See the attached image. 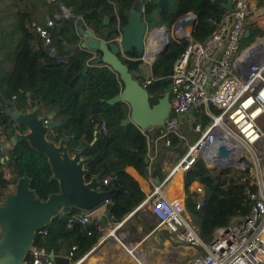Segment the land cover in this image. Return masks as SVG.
<instances>
[{
	"label": "trees",
	"instance_id": "16d2710c",
	"mask_svg": "<svg viewBox=\"0 0 264 264\" xmlns=\"http://www.w3.org/2000/svg\"><path fill=\"white\" fill-rule=\"evenodd\" d=\"M135 1L5 0L4 8H0V100L3 101L0 135L10 140L16 133L26 131L25 126H17L6 112V104L11 101L17 110L27 111V93H32L35 103L46 112L54 111V118L60 124L48 138L55 142L65 138L70 154L84 149L85 181L96 177L100 189L113 187L99 225L123 220L145 199L146 192L127 171L128 168L134 169L136 177L145 180L148 179V170L152 178L158 176L162 180L165 177L157 163L152 162L149 167L147 156L148 144L158 136L159 128L151 126L142 130L133 123L121 125V120L128 114V105L122 101L106 102L122 88L118 75L103 63L88 65L82 72L91 54L85 49L72 48L80 41L77 27L81 23L106 40L120 35ZM141 1L144 5L142 18L148 29L164 25L170 30L181 17L192 14L195 24L191 36L202 41L212 31L211 19L224 13L220 4L226 0H175L173 6L172 0ZM261 2L258 0L259 4ZM39 6L45 8L46 17L54 20L50 28L54 54L48 53L36 31V26L43 25L46 20L45 15L37 10ZM63 8L68 10L67 16ZM104 17H108L105 25ZM9 18L14 20L9 21ZM247 29L251 36L264 33L263 28L251 23ZM186 44L185 37L171 36L166 49L156 54L150 65L151 81L146 85L151 103L168 90L174 63ZM96 53L99 56V52ZM119 58L129 70L137 71L136 78L142 83L145 74L141 56L131 49L125 56L119 54ZM13 95L16 96L14 100L11 99ZM196 120L203 125L207 118L197 117ZM2 165L0 162V202L22 176L30 178V188L41 200L59 192L58 181L52 178L47 157L25 139L12 146L11 158L6 162L9 177L4 176ZM152 165L155 166L153 173ZM227 173L228 169L216 173L198 161L183 175L186 211L205 243L210 242L215 228L250 211L246 188L253 190L255 186L249 185V179L228 178ZM106 176L112 178L104 185L100 181ZM194 181L203 188L202 193L190 188ZM199 201L203 204L196 208ZM77 211L79 209L73 208L70 212L59 213L44 227L45 233L35 234L32 244L46 253L50 264H62L57 258H64L72 246L76 247L79 256L98 242L101 230L96 227L95 218L86 226L68 221ZM166 239H170L169 234L162 232L161 242Z\"/></svg>",
	"mask_w": 264,
	"mask_h": 264
},
{
	"label": "built area",
	"instance_id": "2783aa9c",
	"mask_svg": "<svg viewBox=\"0 0 264 264\" xmlns=\"http://www.w3.org/2000/svg\"><path fill=\"white\" fill-rule=\"evenodd\" d=\"M231 3L229 11L211 19L213 28L204 40L194 39L191 32L185 37L186 48L176 59L170 75V109L157 126L159 134L153 144H148L150 167L156 157L157 142L162 140L165 146H169L173 137L175 142L185 141L179 129L184 117L191 118L189 128L194 133L193 140L161 183L151 180V191L142 201L148 203L157 219V224L142 234L143 239L156 235L161 227L176 240L196 249L192 259L177 264H264V37L256 35L249 42L245 41L251 36L245 35L248 23L264 29V0L260 4L258 0H231ZM62 10L65 16L69 14L66 9ZM53 24L54 20L46 17L43 25L36 26L42 45L50 54L55 52L50 32ZM161 30L167 32L164 26L157 29L147 27L144 44L149 34ZM119 39L120 35L106 41L118 42ZM72 48H81L80 41ZM85 50L91 54L86 65L97 64V53ZM141 59L151 65L152 60L148 61L145 56ZM150 81L149 74L142 84L146 86ZM15 98V95L11 97L12 100ZM27 102L30 103L29 98ZM2 106L0 100V108ZM41 110L45 115L43 108ZM197 117H206L207 121L202 125ZM43 122L47 125L48 119L44 118ZM11 150V141L0 135L2 163L9 161ZM198 161L219 173L228 169V178L249 179V185L255 186L253 190L246 188L249 213L215 228L212 242L207 243L201 240L194 223L185 217V195L171 199L161 189L171 175H184ZM111 178L106 176L100 182L106 185ZM192 189L203 192L198 182ZM108 202L109 199L105 204ZM202 204L199 201L195 207ZM92 220L93 211L88 210H79L68 218L69 222H78L82 226ZM122 222L112 226L116 229ZM95 224L100 227L97 219ZM45 232L43 228L37 233ZM76 251L74 246L67 251V264L81 263L85 256H78ZM20 264H50V260L42 249L32 244Z\"/></svg>",
	"mask_w": 264,
	"mask_h": 264
},
{
	"label": "water",
	"instance_id": "95a60500",
	"mask_svg": "<svg viewBox=\"0 0 264 264\" xmlns=\"http://www.w3.org/2000/svg\"><path fill=\"white\" fill-rule=\"evenodd\" d=\"M231 4V0H226L220 5L229 11ZM143 8L141 0L132 4L126 23L121 27L118 42L106 41L84 23L77 27L81 48L99 52L95 62L109 66L122 83L120 92L106 102L110 104L125 102L128 105V114L121 120V125L133 123L142 130L159 126L170 109L169 87L156 102L151 103L146 86L136 78L137 71L129 70L119 58V54L125 56L131 49H134L142 58L145 56L144 36L148 24L142 18ZM107 23L108 17H104L103 24ZM190 23L191 32L195 17L190 18ZM166 31L168 32L167 28ZM248 34L249 31L246 30L245 35ZM172 37L181 38L175 34ZM169 42L170 36H167L150 64L154 61L156 54L166 49ZM86 69L85 64L82 72ZM27 95L30 103L29 109L25 112L17 110L11 101L6 104V112L16 125H23L26 128L24 133H16L10 141L14 146L18 140L25 139L32 148L47 157L52 178L58 181L59 192L52 193L45 200H41L30 188L29 177L22 176L16 180L13 192L5 194L4 200L0 202V228H2L0 230V264H20L32 245L35 234L51 223L55 216L70 212L73 208L94 211L105 205L113 189V187L100 189L99 180L96 177L85 181L87 169L84 167V149L70 154L65 138H60L58 142L49 139V133L60 124L54 119L55 112L51 111L44 115L41 107L35 103L33 94L27 93ZM44 118L48 119L47 125L43 122ZM155 183H160L158 178H155ZM59 261L67 264V259L59 258Z\"/></svg>",
	"mask_w": 264,
	"mask_h": 264
},
{
	"label": "crops",
	"instance_id": "0c3cea01",
	"mask_svg": "<svg viewBox=\"0 0 264 264\" xmlns=\"http://www.w3.org/2000/svg\"><path fill=\"white\" fill-rule=\"evenodd\" d=\"M37 10L41 11V13L43 15H45L44 17L46 18V12H45V8L44 7L39 6V7H37ZM146 69H148V72L146 71ZM144 74H145V77L149 76L150 68H145ZM43 112L44 113H49V112H46V110H44V109H43ZM187 121H190L187 124V126H186L188 131H189L190 130L189 126H190V123L192 122L190 117H184L183 118V123H182V125L180 126V129H179L181 132H183V134L185 136V141H181V142H177L176 141L175 142V137H173L171 145L165 146L164 142L162 140H160V141L157 142V145L155 146L156 152H154V153L156 154V157L153 160V162L158 164L160 172L162 174H164L165 177L167 176L168 171L175 165V163L179 160V158L185 153L188 144L194 138V133L193 132H191V133L189 132L188 134L184 132V127H185ZM153 151H154V147H153ZM180 152H183V153L180 155ZM0 162H1V160H0ZM1 168L4 171V176L5 177H9L8 169L6 167V162L3 163ZM151 170H153L152 171V173H153L155 171V166L152 165V169ZM127 171L138 181L140 187L146 192V195L151 191V188H152L151 180L153 182H155V178H158V176H155V177L152 178L150 176L151 171H149L148 179H146V180L136 177L135 176V171L132 168H128ZM164 178L162 180H160L158 178L160 183L164 180ZM196 183H197V181H194L191 184L190 188L192 189L196 185ZM183 186H184L183 175H175V174H173L163 183L161 189H162L163 193L168 198L172 199V198L182 197V196L185 195ZM13 190L14 189L12 187L11 190L6 192V194L12 193ZM105 205L101 206L100 208H98V209L93 211V218H95V220L96 219L98 220V224H99V222H102L101 220H102V216L104 215V212H105ZM130 213L123 218V220H122L123 222H122L120 227L124 226L125 224H130L138 232L139 236L141 237V241H144V240L146 241V240H151V239L154 240V239L158 238L159 241L161 242V240H160L161 233L162 232H167L164 229H162L161 227L158 228L156 235H153L149 239H143L142 234L147 233L152 227H154L157 224V219L152 214L148 203L143 202L142 204H139L137 206V209L133 213H131V214ZM185 217L189 221H192V218H191V216L189 215L188 212H186ZM107 225L111 226V225H113V223L109 222L106 225L105 224H101L100 227L99 228L97 227V228L102 230V228L106 227ZM1 229L2 228H0V230ZM113 230L115 231L114 228H113ZM167 233L169 234L170 239H171L172 234L169 233V232H167ZM109 236L111 237L110 240H109L110 242L115 241V239L113 237L114 233L112 231H110ZM170 239H166V240L162 241L161 243L166 244L167 242H169ZM109 246L110 247L112 246L114 248L116 247V250L113 251V252H110L109 251V248H110ZM119 246L120 247H124V244H121ZM117 247H118L117 245L111 243L107 247H105V250H106V252H109L110 254L115 255V258H118L119 261H120L119 264H131L129 262V258L130 257H126V255H123L122 259H121V257H119L120 254H121V251ZM180 247L186 249L187 254L191 257L190 259H192L194 253H196V249L191 248L190 246L186 245V243H182V245ZM65 257L64 258L61 257V258L65 259ZM57 259H59V258H57ZM190 259H188V260H190ZM83 260H84V258H83ZM83 260L81 261V263L83 262ZM102 264H114V259L112 258V260H109V257H108L106 261L102 262ZM175 264H177V263H175Z\"/></svg>",
	"mask_w": 264,
	"mask_h": 264
},
{
	"label": "rangeland",
	"instance_id": "374dc122",
	"mask_svg": "<svg viewBox=\"0 0 264 264\" xmlns=\"http://www.w3.org/2000/svg\"><path fill=\"white\" fill-rule=\"evenodd\" d=\"M4 1L5 0H0V8H4L6 4ZM174 3H175V0H172L171 6H173ZM12 20H14V18H9V21H12ZM183 21L189 23V27L191 28L190 17L186 15L182 17L180 21L178 20L171 27V29L168 30L170 37L175 34L174 33L175 28ZM154 28L157 29L159 27H154ZM155 33L149 34L146 39H148L150 36L154 35ZM188 33L190 34V29ZM187 34L182 35L178 33L176 35L187 37L188 36ZM253 35L254 34H252V36H250L249 38L245 39V41L249 42L252 38L256 36V35L255 36ZM257 35L264 37V33L263 34L258 33ZM151 60H153V57H151L150 61ZM142 65L144 67V70L145 68H150V65L147 62L143 61ZM146 71L148 72V69H146ZM189 122L190 121H187L184 127V132L187 134L189 132L190 133L192 132L191 129L188 131L186 127ZM182 153L183 152H180V155ZM214 172L219 173L217 171H214ZM113 228L114 226L112 225L111 226L107 225L106 227L102 228L101 235L99 237L98 242L94 246H92L88 251L83 252V254H81L82 256L87 255L86 257H84V260L81 264H102V262L106 261L108 257H109V260H112V258L114 259V264H119L120 263L119 259L115 258V255L110 254L109 252H106L105 250V247H107L111 243L117 246L124 244L126 246L135 247L134 257L140 262H142L143 264H175V263L186 262L188 259L191 258L187 254L186 249L180 247L182 243L184 242H180L174 239V237L172 236L169 242H167L166 244L161 243L158 238L154 240L151 239V240L141 241V237L139 236L138 232L130 224H125L124 226L115 229L114 232L112 231ZM110 231L114 233L115 241L113 242L109 241L111 238L109 236ZM117 239H119L121 243ZM115 250H116V247L114 248L111 246L109 248L110 252H113ZM127 255L130 256L128 253Z\"/></svg>",
	"mask_w": 264,
	"mask_h": 264
},
{
	"label": "bare ground",
	"instance_id": "6f19581e",
	"mask_svg": "<svg viewBox=\"0 0 264 264\" xmlns=\"http://www.w3.org/2000/svg\"><path fill=\"white\" fill-rule=\"evenodd\" d=\"M189 29H190L189 23L183 21L175 28L174 33L175 34L179 33V34L184 35L189 32ZM167 36H169V33L163 32V30H161V31L156 32L154 35L150 36L148 39L145 40V44H144L145 58L148 61H150L151 57H154L156 51L158 50L160 45L166 40ZM117 248L121 251V254L119 256L121 257V259L123 258V255H126V257L131 256L129 258V262L131 264H143L142 262H140L134 257L135 247L124 245V247L118 246ZM127 253L130 256H128Z\"/></svg>",
	"mask_w": 264,
	"mask_h": 264
}]
</instances>
